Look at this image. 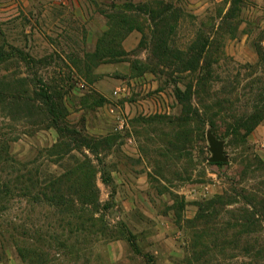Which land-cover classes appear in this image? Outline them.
Masks as SVG:
<instances>
[{
    "label": "rangeland",
    "instance_id": "rangeland-1",
    "mask_svg": "<svg viewBox=\"0 0 264 264\" xmlns=\"http://www.w3.org/2000/svg\"><path fill=\"white\" fill-rule=\"evenodd\" d=\"M112 2L138 6L134 27L107 16ZM151 10L175 12L171 45L194 47L190 65L156 57L162 34ZM131 32L129 54L114 63L115 56L93 59L124 49ZM201 48L219 77L193 96L190 109L199 115L183 117L176 88L195 84L205 67L194 61ZM259 48L264 52V0H0V87L13 91L23 82L35 90L43 80L66 108L59 131L27 117L25 105L0 104L1 146L41 180L78 170L72 176L91 179L96 202L81 231L20 189L1 195L0 264H264V117L250 131L243 126L264 115ZM37 105L28 108L33 118ZM73 129L108 145L91 149ZM210 133L223 141L222 166L210 160ZM57 141L69 146L54 152ZM8 164L0 162V184L23 173ZM216 196L224 204L206 209ZM244 209L255 214L249 231Z\"/></svg>",
    "mask_w": 264,
    "mask_h": 264
},
{
    "label": "trees",
    "instance_id": "trees-1",
    "mask_svg": "<svg viewBox=\"0 0 264 264\" xmlns=\"http://www.w3.org/2000/svg\"><path fill=\"white\" fill-rule=\"evenodd\" d=\"M238 1V0H237ZM138 6L134 3L125 2L122 6L117 5L114 2H112L108 8L112 9V12L109 13L107 16L110 18L119 19L121 23L124 26L134 27V21L137 19L136 15V8ZM141 8H148L147 5H141ZM150 8V7H149ZM167 9L168 6H166ZM116 11H115V10ZM101 13L105 14L107 13L105 8H102ZM174 11L171 13L168 12L166 15H155L154 10H151L152 15V21L155 24V28L157 31L159 30L162 35H159L157 40V54L156 57L162 59L165 58L168 62H184L185 65L189 64L191 60L189 58L192 56V52L194 51V47L188 48V49H180L177 45H171V35L175 31L176 27V21L177 17L174 15ZM106 15V14H105ZM175 21V22H174ZM170 22V23H168ZM174 22V23H171ZM208 49V48H207ZM262 48H259V55L263 56L264 52L261 51ZM121 52V53H120ZM208 53V50L205 48H201L198 50V55L194 57V61L197 59H200L205 63V67H202L197 73V75L194 77L195 84L194 85H187L186 90H182L181 88H176L175 96L178 99V101L183 105V117H187L189 115L188 113L199 115V109H196L192 111L190 109L191 101L194 95L196 93L201 91H206L208 87L212 88L213 79H217L219 75H217L215 68H212L210 66V63L208 61V58L206 57V54ZM121 54V56L119 55ZM127 53L124 49L114 52L112 54L105 53L101 54L99 52L92 53L91 55H94L93 59L100 60L104 56L114 57L111 59V61H117L119 57H123L124 55H127ZM119 55V56H118ZM214 63H218L217 61ZM190 65V64H189ZM142 65H139L138 68H141ZM194 72H196L195 69H192ZM82 72V70H81ZM89 73V69H86V74ZM14 88L13 91L8 90L6 87H0V104L1 107L6 106L7 104H11L10 106H20L22 104L25 105L24 110L28 112L27 117H31L30 119H36L35 121H39V123H43L46 128H55L57 130H61L64 128L63 126H60V124L63 122L64 117H66L65 112V106L60 102L57 101L58 97H60L59 92L57 91H51L49 89L50 86H46V83L43 82V80H40V82L37 83V86L35 87V90H31L27 86H25V83H16L13 84ZM196 88L199 90L196 92ZM11 97H8L9 94ZM31 94H36L37 99H41L40 102L43 104L42 106H39L38 111V118L34 115L32 116L31 111L28 109L29 106L36 107L34 104H31L30 101H34V97H31ZM36 99V100H37ZM98 103H103L106 101L105 98L101 97L99 99ZM257 102L261 103V111L264 112V92L259 93L257 96ZM187 104V105H186ZM220 104H217L219 106ZM18 109V107H17ZM16 109V111H17ZM23 109V108H22ZM41 110V111H40ZM14 112H10L8 114L11 118H15ZM264 115L258 114L255 118H251L249 123L243 124L245 129L247 131H250L252 128H254L255 124L258 123ZM16 119V118H15ZM34 121V120H33ZM211 123V126L214 129V122L212 120H209ZM68 131V130H67ZM70 133L74 134L75 136H79L80 138L78 141L81 143L89 146L91 149L95 148L97 149V143L108 145L107 139H101L93 142L91 139L86 136H80V132L73 129L70 130ZM1 140V139H0ZM61 146H69L67 142H59L53 144L51 149L55 150L54 152H61L60 148ZM50 151V150H49ZM51 152V151H50ZM9 162L11 164H8L5 167L10 172H18L20 169L23 171V173H17V175L13 176V179H9L7 182H2L0 184V198L4 195H7L11 191V189L21 190L23 196H27L29 201L31 203L34 202H42L49 207L55 209L59 214H62L65 218L68 217L67 220L68 223L74 224L78 230L84 231L88 229L87 221L88 217H85L84 212L86 209L93 210L92 208H88L89 205L96 204L95 200L93 198L91 199L92 195H90V192H93L94 185L93 182L88 179H84L82 175L79 174L81 177L80 179L73 177L75 173H77L76 169L68 168L62 175H60L58 178H51V177H45L42 180L39 178V174L37 173V170L30 167L28 164H25L21 162V166L15 165V158L11 156L9 153V146H1L0 141V162ZM14 163V164H13ZM216 165L222 166L224 165L223 162H217L214 163ZM23 166V167H22ZM19 167V168H17ZM22 167V168H20ZM16 168V169H14ZM84 173V172H83ZM86 174V173H84ZM86 181V182H85ZM92 186V187H91ZM40 191L39 194L43 196V198H40V196H36L34 194L35 191ZM72 191L75 194V198H72L69 196L66 192ZM2 195V196H1ZM225 198L223 196H216L210 201H208L205 204V208H216L221 207V205L224 204ZM6 205L2 206L1 208H5ZM262 208L264 210V203L262 204ZM203 210H205L203 208ZM245 214V224L247 227L245 228L247 231H249V228L253 226V218L255 214H251L249 210L244 209ZM250 213V214H248ZM262 218L264 220V211L261 212ZM74 220L76 222H74ZM245 224L242 226L244 227ZM244 229V230H245ZM243 230V231H244ZM219 240L217 238L215 239L214 243L219 244ZM222 243L226 241H221ZM264 250V248H263Z\"/></svg>",
    "mask_w": 264,
    "mask_h": 264
},
{
    "label": "water",
    "instance_id": "water-1",
    "mask_svg": "<svg viewBox=\"0 0 264 264\" xmlns=\"http://www.w3.org/2000/svg\"><path fill=\"white\" fill-rule=\"evenodd\" d=\"M208 140L210 143V150L212 151V156L210 160L212 162H225L227 156L224 153V144L223 141L216 138L213 134H208Z\"/></svg>",
    "mask_w": 264,
    "mask_h": 264
},
{
    "label": "crops",
    "instance_id": "crops-1",
    "mask_svg": "<svg viewBox=\"0 0 264 264\" xmlns=\"http://www.w3.org/2000/svg\"><path fill=\"white\" fill-rule=\"evenodd\" d=\"M77 2V1H76ZM133 32V31H132ZM129 33L126 37H125V39H124V41H123V47H124V49H125V51H127V52H130V47H129V45H130V43H131V41H132V37L134 36V33ZM114 63V62H113ZM97 82V81H96ZM95 82V87H98V83H96ZM116 92H117V90H115Z\"/></svg>",
    "mask_w": 264,
    "mask_h": 264
}]
</instances>
